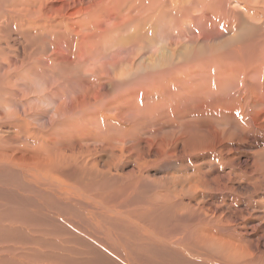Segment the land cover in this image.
<instances>
[{
  "label": "rangeland",
  "instance_id": "rangeland-1",
  "mask_svg": "<svg viewBox=\"0 0 264 264\" xmlns=\"http://www.w3.org/2000/svg\"><path fill=\"white\" fill-rule=\"evenodd\" d=\"M109 1H112V5ZM177 1L173 0L175 4L171 6L169 5L172 2L171 0H42L41 5L39 3L33 4L30 0H0V27H2L0 46L2 44L1 50H6H3V52L0 50V101L5 103V106L3 103H1L2 106L0 104V112H3L0 114V120H3L10 129H4L5 133L13 132L9 123H12L14 119L29 121L35 126L34 128L47 132L50 129V117L55 116L56 109L62 107L63 100L67 97H73L76 102L81 97L80 94L92 88L89 86L90 83H96V77L93 76V73L97 74V71L100 72V69L107 67L109 64L114 66V72L112 73L118 74L117 71L123 68L125 73L129 63L134 64L142 60L143 55L145 57L151 56V47L154 48L151 51L159 49L162 43L154 37L156 32L160 36L161 33L166 31V36H162V38L169 42L166 48L171 52L176 47L174 42L184 43L191 38V34H193L192 37L198 34L200 36L201 32L197 27L199 23L209 26L210 29L213 27H217L218 30L224 28L221 17L213 14L214 9L210 8L208 14H203L202 20H193L190 27L185 26L181 33L178 30L171 34L168 33L172 26L169 23L168 16H170V13L177 15L182 6L183 0ZM192 1L197 7L196 0ZM129 3H133L131 9L128 7L129 5L127 6ZM210 4H212V1H210ZM28 8L31 10L30 12ZM109 9L114 10L112 12ZM154 10H161L164 16L168 14L166 16L168 18L164 19L159 16L156 20H147V15ZM177 18L179 19V17ZM229 19H232V15ZM90 20L93 23L100 24L99 29H102V34H105L104 29L108 30L111 24H121V27H123L120 30L122 31L120 33L121 38H104L103 40L100 38L101 40L96 42L94 47L86 44L88 43L86 38L83 42H80L81 37L84 35L78 31L76 26L81 25L84 28L85 23L87 21L91 22ZM244 20V24L241 23L240 26L245 31L255 33V29L258 30L251 23L263 28L261 16L252 17L251 19L245 17ZM124 21L128 22L126 26L122 23ZM51 22L57 23L59 35L55 32L51 36L50 32L41 28H38L36 35L39 25L51 24ZM236 22L240 23L241 20ZM179 24L187 25L181 20ZM70 25L71 28L68 27ZM209 27L207 31H209ZM93 28L96 29L94 25ZM132 32L137 34L134 39L131 37ZM97 33L98 31L94 32L92 36H99L100 33L98 35ZM177 34L182 37H178ZM253 36L250 34L246 36L247 40L246 38L245 40L248 41ZM238 41L240 42L239 39ZM91 56L93 57L91 58ZM3 57V61L7 63L2 61ZM18 59L19 61H17ZM46 59H56L59 63L66 61V64L71 67L67 70L64 69V65H58L57 73L52 75L49 62ZM83 60H86L85 63ZM72 65L75 66V70H73ZM260 80H263V78H260ZM10 84H12V87ZM124 88L128 89L129 87L124 86ZM75 89L78 93H75ZM48 92L53 93L54 101L50 102L45 96V94H49ZM63 92L67 94V97H64ZM101 94L108 96L107 91L104 89H101ZM113 94L112 92L110 96ZM29 97L30 102H25L29 100ZM247 101L243 107L244 112L254 113L256 118L251 120L250 117H247L244 124L243 122L239 124L236 120L238 117L230 110L223 109L220 105L210 103L201 105L194 101H187L186 103L179 101L183 109L181 108L178 112L172 111L168 114L164 113L167 112L166 110L156 112L152 117L153 119L146 118V124H143L144 126L140 124L136 129L132 122L127 125L124 124L125 128L129 126V128L134 129L133 133L130 134L134 137L127 138L125 146L119 143L120 134H123L122 131L125 128L121 126L117 117L102 116L98 122L100 127L90 126V124L87 126L81 125L80 122L74 124L73 122L63 121L64 124L68 125L63 127L60 125V130L63 132L60 143L61 148L66 153L70 151L69 149L73 145L77 148L87 147V145L94 148V146H98L97 142L98 144L107 145V152L104 154L105 157L107 156L105 160H108L110 164L108 165L112 167L109 169L110 172L107 170L109 168L106 167L107 165L102 170V165L105 163H102L100 159L96 164L98 167L100 166L99 170L102 171L100 173L108 182V185L100 191L83 189L76 184L69 185L71 187L66 188L62 185L60 187L62 193L54 191V196L58 200L57 196L59 194H64L65 189L70 190L69 198L60 204L67 208L61 215L63 218L61 223L66 229H71V233H58L57 230L37 231L38 234L36 231L0 233V264H64L62 261L68 263V261L62 259L61 253L74 248L71 246L73 245L72 237L85 240L86 233H91L92 238L95 239L94 242L90 243L93 246L92 248L102 253L110 263L126 264L127 256L130 258L134 256L132 248L135 244L147 242L160 248H168L165 243L160 242H165V239L172 236L166 234L173 233V229H176L174 232L175 239H179V241L189 240L186 244L198 243L196 237L193 239L190 236V229L194 230L195 233L199 232L198 229H202L203 233H206V231L221 233L220 225L223 222H230L229 225L226 223L228 230L230 229L229 231L234 232L237 236L239 234L240 242L245 244V247L249 246L255 254L264 252V93L255 103L248 99ZM138 105L140 108L144 106L141 101ZM96 106L100 107L101 105L96 103ZM223 111L228 114H223ZM191 114L193 115L191 116ZM16 116L19 118H16ZM130 117L125 115L126 120ZM168 118L170 119L168 120ZM197 119H207L210 122L212 120V124H216L214 127L218 131H223L224 135L217 137L215 132L207 131L208 129L204 125L193 123ZM173 122L178 123L173 124ZM52 128H56V126ZM143 129L147 132H143ZM139 131H141V134ZM180 131H184L181 136L178 135ZM197 135L201 139L196 138ZM214 136L217 138H214ZM99 137L101 140H97ZM138 141L141 143L138 144ZM132 145H135V147ZM137 145L148 146L147 151H144V153L139 152V146ZM175 145L182 149L181 155H172ZM194 146H198L199 149L197 147L193 150ZM148 151L149 155L147 156ZM77 153L81 158L83 156L85 159H93V155L88 156L89 153H80L81 155H79V152ZM199 162L204 167L202 166L203 170L199 171L198 174L195 171L196 167L199 166ZM103 171H106V175L103 174ZM199 175L200 177H198ZM93 179L98 181L94 176ZM80 189H83V191ZM156 211L159 212V215L154 216ZM214 217L217 219L213 220ZM147 225L150 227L148 228ZM207 226L212 228H207ZM3 230L9 231L11 228ZM154 232L159 236V238L154 237L156 241L153 239L147 241L143 238V236L149 237L152 235L150 233ZM105 238L109 240L111 248H115V250L107 249L109 244L104 241ZM27 241L30 244L29 246ZM98 244H102L105 248H100ZM209 244L212 246L211 241H209L208 246ZM129 245L130 248H128ZM74 246L82 249L78 245L74 244ZM196 249L207 250L201 246ZM113 253L115 254L113 255ZM66 254L64 257H72L75 259L74 261L86 259L91 262L92 254H87L86 257L81 254ZM136 254L142 256L140 257L141 260L150 257L149 254L145 255L140 250ZM189 261L192 264H202L203 262V264H208L201 259L197 261L191 259Z\"/></svg>",
  "mask_w": 264,
  "mask_h": 264
},
{
  "label": "bare ground",
  "instance_id": "bare-ground-1",
  "mask_svg": "<svg viewBox=\"0 0 264 264\" xmlns=\"http://www.w3.org/2000/svg\"><path fill=\"white\" fill-rule=\"evenodd\" d=\"M30 1L33 4L39 3L41 5L42 0H30ZM171 1L172 2H170L169 5L173 6L175 2H173V0ZM210 1H212V4H210ZM210 1L196 0L198 7L197 8L192 0H183L182 6L180 10H178L177 15L175 13L174 14L170 13V16H168L169 17L168 18L166 17L168 14L164 16V13H162L161 10H154L150 12L151 14L147 15L148 17L147 20H156V18L159 16H161L164 19L168 18L169 23L172 24L168 33L171 34L176 30H178V32L181 33L185 28V26L189 28L190 24H192V21L195 19L199 21L202 20L204 16L203 14L205 13L208 14L210 8H213L214 9L213 14L221 17L220 19L224 27L223 29L218 30L217 27L215 28L213 27L212 29H210V27L208 26L209 31H207L208 30L207 25H204L203 23H199V24L196 23L199 25L196 26L199 28L201 32L200 36L198 34L197 35L198 37L197 36L192 37L193 34H191V38H189L188 41L184 43H180L179 41L174 42L176 44V47L171 52L168 48H166V45H168L169 42L162 38V36L163 37L166 36L167 34L166 31H164V33H161L160 36L158 32H156L154 34V37L156 38V40L161 41L162 43L159 49H156V51H151L152 49H154L151 47L150 50L151 56L145 57L143 55L141 58L142 60L134 64L129 63L130 66L128 65V68L125 70V73H124V68L117 71L118 74L112 73L114 72V66L110 64L107 65V67H104L103 69L99 68L100 72L97 71V69L95 68L97 74L93 72L91 73H93V76L96 77L95 79L96 83H90L89 86H91L92 88L87 89L85 93L80 94L81 97H79L76 100V102H75V98L67 97V94L66 93L64 94L63 92L64 97L67 98L63 100L62 107L56 109L55 116L50 117V129L47 132H43V130L34 128L35 126H33L29 121H17L16 119H14L12 120V123L8 122L13 129V132L10 131L11 133L8 134V132L5 133L4 129H9V126L6 123H4L3 120H0V233H10L12 231L14 233H21V231H23V233L24 232L29 233L32 231L43 232V230L44 231L57 230L58 233H71L70 232L71 229L70 230L66 229V227L61 223L63 220L61 215H63L64 210H67V208L62 206L61 204L63 203V201L69 198L70 190L65 189L64 194L61 195L59 194V196H57L58 200L54 196V191L58 193H62L60 190V187L62 185H64V187L66 188L69 185L76 184L82 187L83 189H88L91 191L92 190L100 191L101 189H103L108 185V182H106V180L100 173L102 172L101 170H99L100 166L98 167V165L96 164L100 159L102 163H105L102 165L103 169L102 168L101 169L104 170V167L107 165L106 167H109L107 168V170L108 172H110L109 169L111 166H109L110 164L108 163V160L107 161L105 160L107 156L105 157L104 154L107 152V148H108L107 145L105 146V144H98L97 142L98 146H94V148H90L87 145V147H83L85 149L80 147L77 148L75 145H73L69 149L70 151L68 150L69 152L66 153L61 148V143H60L61 136L63 135L62 130H60V125L61 127L68 125V124H64L63 121L68 123L73 122L74 124H78V122H80L81 125L84 124L87 126L90 124V126L96 125L100 127L98 122L101 120L102 116H112L118 118V121H120L122 127L124 126V124L127 125L130 122H132L136 126L135 127L136 129L138 125L146 124L145 123L146 118L150 120L153 119L152 117L156 112L159 111L164 112V110L167 111L164 112L165 114H168L172 111L178 112L182 108L179 101H183L185 103L187 101H194L201 105L209 104V103L220 105V107L222 106L223 109H227L233 112L238 117V119L236 120L239 124H242V122L244 124L245 119L247 117H250L251 120H254L256 118V115H254V113L251 114L245 113L243 107L244 104L248 102L247 99L252 103H255L258 101L259 98H261V94L264 93V1L262 0H210ZM109 2L112 5V1ZM206 3L208 4L206 7H204ZM132 5L133 3L127 4L129 8L133 7ZM113 10L110 11L113 12ZM30 11L31 10L29 9V12ZM231 15H232V19H229ZM260 16L262 17L263 20L262 21L263 28L262 27L259 28L257 25L251 23V25L258 28L257 30L252 27L253 29H255V33L253 32L251 33L250 31H245L244 28L241 29L240 25L241 23L244 24L245 17L251 19L252 17H260ZM177 17H179V19ZM180 20L186 23L187 25L179 24ZM240 20H241L240 23L236 22ZM204 22L206 23V21ZM122 23H124V26L128 24L127 21H124ZM93 25L96 27L97 30L93 28ZM68 27L71 28L72 26L70 25ZM99 27L100 24L93 23L92 21L91 22L87 21L84 25V28L81 25L76 26V28H78V31L84 35L82 37L81 34L79 35L81 37L80 42H83V40L86 38V41L88 42L86 44H89L92 47H94L96 42L100 41L101 39L103 40L104 38H111V39L121 38L120 33L122 31L120 30L123 29V27H121V24L120 25L118 23L115 25L111 24V27H109L108 30L104 29L105 34H102L103 31L102 29H99ZM0 28H1L0 32H2L1 31L2 27ZM38 28L39 29L41 28L42 30L43 29L47 30L48 32L51 33V36H53L55 32L59 35L57 31L59 29L57 23L51 22V24L48 23L45 25H39V27H37L36 35L38 33ZM96 31H98L97 35L99 33L100 35L92 36V34H94V32ZM195 34H197V32H195ZM250 34L254 36L250 38V40L246 41L247 40L246 36H249ZM136 35H137L136 33L132 32V36H131L132 39H134ZM178 37H182V36H178ZM67 38L70 39L69 36H67ZM168 38L169 37L167 36V39ZM238 39L240 40V42L238 41ZM1 47L2 44L0 46V50ZM3 50L1 51L3 52ZM4 57L2 58V61ZM92 57L93 56H91V58ZM19 59L17 61H19ZM46 60H48L49 62L48 64L51 68L52 75L53 73H57V69L59 68L58 65H64V69L67 70L70 69L71 67V66L69 67L66 64L67 63L66 61L64 63H59L57 62L56 59H52V60L46 59ZM85 61L86 60H83L84 63ZM78 62L81 63L80 61ZM72 66H73V70H75V66L74 65ZM91 73L90 76L92 77ZM259 74L261 75L259 76ZM260 78L261 79L263 78V80H260ZM16 82L17 80L15 81V83ZM10 85L12 87V84ZM124 86H128L129 88L125 89ZM101 89L106 90L108 96L102 95ZM112 92L114 94L110 96ZM75 93H78L76 89H75ZM45 96L50 100V102L54 101L53 93L45 94ZM140 101L142 104H144L142 108L138 107L139 106L138 103ZM25 102L29 103L30 97L29 100H26ZM1 103L3 102L0 101V104ZM96 103L100 104L101 106L100 107L96 106ZM4 104L5 103H3V105ZM10 104L12 103L10 102ZM1 113L3 112H0V114ZM224 113L227 112L223 111V114ZM125 115L131 117L126 120ZM192 115L193 114H191V116ZM16 118L19 117L16 116ZM170 118H168V120ZM176 123L173 122V124ZM193 123L197 125H204L205 128L208 129L207 131L215 132L216 133L215 135L217 137H220V135L221 136L224 135L223 131H218L214 127V125L216 126V124L213 125L212 120L210 122L207 119H197ZM54 126H56V128H52ZM128 128L129 126L126 127L124 131H122L123 134H120L121 137L119 138V143L123 144L124 146H125V140L127 138L134 137V136H130V134L133 133L134 129L129 128L130 129L129 130ZM146 130L143 129V132ZM139 132L141 134V131ZM182 132L184 131H180L178 135L181 136ZM216 136H214V138H217ZM196 138L201 139V137L199 136ZM98 139L101 140L100 137L97 138V140ZM140 143L141 142L138 141V144ZM132 146L135 147V145ZM137 146H139V152L144 153V151L145 152L147 151L146 149L148 148V146L146 145L143 146L137 145ZM175 146L176 147L174 149L172 148L173 149L172 155L174 154L179 155L182 149H180L178 145ZM197 147L198 146H194L193 150H195ZM77 152H79V155H81L80 153L83 154L89 153L88 156L93 155V159L92 158L85 159V157L83 156L81 158L78 156ZM146 155L147 156L149 155V151L147 152ZM202 166L204 167V165L199 162V166H197L196 171L195 170L194 171L199 174V171L203 170ZM105 172L103 171L104 175H106ZM93 176L98 181H95L93 179ZM198 177H200V175ZM83 189L80 190L83 191ZM159 211L162 212L161 210ZM157 215H159L158 211L154 213V216ZM162 217L164 218L165 216ZM215 219L217 218L214 217L213 220ZM204 223L206 222L204 221ZM226 223L228 224L230 222H226ZM226 223L224 222L221 223L220 225V228L222 230L221 233L210 232V231H206V233H203L202 229H201L202 231L198 229L199 232L195 233L194 230L190 229L189 230L190 236H192L193 239L194 237H196L198 243L186 244L187 241L189 242V240L186 239L183 241H179V239H175L174 232L176 229H173L172 230L173 233H167V234L165 233L166 235L169 236L172 235V236L165 239V242L159 241L160 243H165L166 247L168 248L165 247L160 248L159 246H155L147 242L135 244L133 245L132 248V252L134 253V256L131 258L127 256L128 260L126 259L127 260L126 264H147V262H149L150 264H192L189 263L190 262L189 260L191 259L196 261L198 259H201L202 261L204 260L208 264H264V252L255 254V252L251 250L249 246L245 247L244 246L245 244L240 242L241 239L239 238V234L237 236L234 232L232 231L230 232L229 231L230 229L228 230L227 228L229 224L227 225ZM210 224L212 225V223ZM6 225L8 227H5ZM147 226L148 228L150 227L149 225ZM208 227L209 226H207V228ZM8 228H11V230L9 231L3 230ZM12 229L20 230V231H14ZM75 232L77 233V230ZM150 234L152 235H150L149 237L143 236V238L147 241H149L150 239L155 240L154 237L159 238V236H157L158 234H156L155 232ZM84 237L85 240L83 238L81 240L77 237L76 238L70 237L73 243V245L71 244L70 245L74 248L68 250L66 247L68 251L61 253L62 259L68 261V263L62 261L64 264H112L108 259L104 258L102 253L92 248L93 246L90 243L94 242L95 239L92 238L91 233H86ZM160 237L162 238L161 235ZM186 238H188V236H186ZM104 241L108 242L109 240L105 238ZM209 241L212 242V246L210 244L208 246ZM74 244L80 246L82 249L74 246ZM108 244L109 245H107L108 246L107 249L112 247L109 242ZM29 245L30 244L28 243V246ZM198 246H201L202 248H206L207 250L202 251L196 249ZM101 247L105 248L102 246V244L100 245V248ZM130 247L131 246L129 245L128 248ZM111 250H115V248H111ZM139 250L142 251L145 255L149 254L150 257H145V258L143 257L145 260L144 259L141 260L142 258L140 257L142 256L136 254V252H138ZM66 253H68L69 255L81 254L82 256L85 255L84 257H86L87 254H92L90 258L91 262H88L86 259L74 261L75 259L72 257H68V258L64 257V255H67ZM114 254L115 253H113V255ZM257 255H258V259H257Z\"/></svg>",
  "mask_w": 264,
  "mask_h": 264
}]
</instances>
